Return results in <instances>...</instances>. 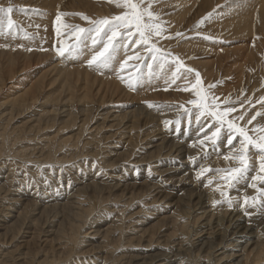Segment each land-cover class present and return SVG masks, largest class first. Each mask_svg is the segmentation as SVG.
Instances as JSON below:
<instances>
[{
    "label": "rangeland",
    "instance_id": "1",
    "mask_svg": "<svg viewBox=\"0 0 264 264\" xmlns=\"http://www.w3.org/2000/svg\"><path fill=\"white\" fill-rule=\"evenodd\" d=\"M216 1L157 0L152 10L160 13L165 30L162 36L153 37L152 42L161 50L158 57L163 58L152 60V54L144 47L133 45L130 48H135L144 59L129 61L121 71L120 64L129 52L122 47L112 67L101 73L88 64L96 50L90 40L73 55L67 52L64 56L58 55L57 48L63 46L65 36L64 29L57 35L56 16L58 12L83 13L95 20L120 15L124 9L107 0H0V8L13 9L11 14L0 13V17L6 24L10 16L19 29L15 34L0 35V264H5L4 261H9L6 264L53 261L52 264H92L93 258L100 256L93 264H129L137 252L144 253L150 247L154 250L168 243V247L175 248L185 230L182 226L185 222L178 218L177 226L173 223L178 206L174 207L170 201L174 195L181 196L175 201L186 200L193 188L203 195L208 192V205L215 206L213 210L219 214L226 208L241 209L264 237L261 218L264 211L258 206H242L245 194L250 198L260 197L257 189L245 184L228 187L214 173L197 175L202 165L213 169L237 166L235 161L224 159L229 151L226 125L221 129L216 152L210 141H205L206 148L192 146L218 126L211 116H202L200 125L211 124V127L199 132L197 108L189 103L197 99L191 90L197 72L209 97L219 98L216 103L220 110L236 109L226 120L243 116L238 123L250 129L264 124V37L247 34L231 38L234 28L223 33L220 23L226 15L227 19L231 18V10L237 7L233 2L239 1L240 5L245 0ZM62 20L69 25L90 26L81 16H65ZM178 62L183 65L179 72ZM55 65L62 71L53 70ZM189 68L194 71L188 72ZM174 73L178 78L171 83ZM130 82L134 86L130 87ZM229 97L230 103L225 104ZM149 102L160 107L150 108ZM185 109H191L190 124ZM12 110L15 112L11 121L8 113ZM257 111L262 115L248 125ZM70 120L73 121L70 123ZM165 121L173 123L166 125ZM179 152L183 160L179 159ZM180 164L186 166L185 173L174 172L173 168ZM250 164L258 169L254 153ZM210 178H214L213 183L208 185ZM217 185L227 191L226 197L216 190ZM85 186L89 190L81 189ZM257 187L264 188V184L258 183ZM77 190H80L79 197H85L86 192L90 197L81 201L73 198L78 202L74 206L92 210L85 219L75 221L80 223L77 244L63 246V251L65 248L68 251L66 254L56 255L53 249L60 251V239L70 229L66 218L71 220L73 210L47 211L41 218L33 217L32 213L26 221L23 216L14 227L13 222L9 223L12 214L23 213L22 207L35 203L32 196L50 197L49 200L58 197V202H67L63 198L73 196ZM20 193L23 197L18 200ZM161 195L165 196L164 201L155 202ZM228 198L233 200L232 207L226 202ZM41 204L40 199L36 206L41 208ZM50 204L56 205L54 202L47 205ZM56 214L57 228L48 227L56 224ZM196 219L201 224L207 221L201 216ZM200 236H193L192 240ZM147 245L149 248L143 249ZM263 245L264 241L259 248L261 254H264ZM37 249L41 251L36 252ZM29 251L33 252V258L27 256ZM249 252H244L248 256H243L242 264H253L254 254ZM223 253L224 250H219L210 264H231L230 259L236 260ZM193 255L196 256L187 253L188 261L198 259L196 253ZM141 256L146 258L145 254ZM201 263L207 264L203 260ZM254 264H264V261Z\"/></svg>",
    "mask_w": 264,
    "mask_h": 264
},
{
    "label": "snow or ice",
    "instance_id": "2",
    "mask_svg": "<svg viewBox=\"0 0 264 264\" xmlns=\"http://www.w3.org/2000/svg\"><path fill=\"white\" fill-rule=\"evenodd\" d=\"M108 3H113L118 8L124 9L122 14L113 16L111 18H99L91 19L83 13H64L58 12L56 16V32L57 35H61V30L64 29L65 39L62 41L63 46L57 48V53L60 56H64L67 52L69 55H73L90 40L94 49V54L88 61L90 67H95L96 70L103 72L104 69L112 67L116 61L120 48L129 49V52H135V48L130 46L144 47L146 51L151 53V59L156 60L160 49L153 43V37H160L164 32L162 20H160V13L152 10L153 5L157 0H107ZM12 7L7 9L0 8V13L11 14ZM24 12L25 9H20ZM211 13H209V16ZM65 16H81L82 19L88 21L89 27L83 28L79 25H69L62 20ZM200 23H203L201 21ZM19 29L15 26L14 21L10 18L7 19L5 24L2 17H0V35L15 34ZM25 36H28L26 29L24 30ZM180 35V33H177ZM135 38V39H134ZM211 37H209L210 39ZM71 41V42H69ZM96 46H99L96 48ZM31 50V49H29ZM126 52V59L120 64V70L123 71L126 66L129 65V61L143 60L144 57L138 52L135 54H129ZM179 61V58H176ZM182 62L177 64V72L182 67ZM188 72L194 71L189 68ZM196 83L192 85V91L197 99L189 101L194 107L197 108L196 121L200 125V118L202 116H211L213 121L217 123V127L209 134H205L203 139H200L198 143L193 142V147L202 145L205 148L207 144L205 141H210L213 152L219 149L220 132L222 128H227L226 131V146L229 148L228 153L224 156L226 161H235L237 166L225 167V168H211L207 166H200V170L197 173L198 177L204 176L206 173H214L218 176L219 180L224 181L228 187L234 188L238 184H245L252 188L257 189L261 194L260 197H248L246 194L243 196L242 206L259 207L264 211V188H258L257 185L264 184V124H256L251 129L247 126H241L238 121L243 120V116L233 117L231 120H226V117L236 111L233 107H227L220 110L216 101L218 97H209L204 91L201 81L199 79V73H196ZM178 77L173 74L171 83H175ZM123 79V77H121ZM139 81V77L136 78ZM129 86H134L131 82ZM199 86V87H198ZM209 88L214 85H208ZM189 90V89H184ZM264 102V98H262ZM225 104L230 103V97L226 98ZM148 107L159 108V105L148 103ZM186 115L189 117V124L191 123V109H185ZM262 113L257 111L247 122L248 125L261 116ZM172 121H165L166 125L172 124ZM180 123L179 120L176 121ZM211 127V124L200 125L199 132H206V128ZM251 133V134H250ZM236 141L234 144L233 141ZM252 153L255 154L258 160V169L250 164L252 159ZM194 160V158H192ZM250 172H255L254 175H249ZM214 178L208 179V185L213 183ZM250 181V184L248 183ZM207 186V185H206ZM217 191H220L222 197H226L227 193L221 190L220 185H217ZM228 206L232 207L233 200L228 198ZM215 203H221V201H215Z\"/></svg>",
    "mask_w": 264,
    "mask_h": 264
},
{
    "label": "bare ground",
    "instance_id": "3",
    "mask_svg": "<svg viewBox=\"0 0 264 264\" xmlns=\"http://www.w3.org/2000/svg\"><path fill=\"white\" fill-rule=\"evenodd\" d=\"M217 1L218 2H221L223 0H217ZM237 2H239V1H237ZM237 2L236 3L233 2L234 6H235V4L237 5V7H236L237 10L234 9V8H233V10H231V12H230L231 18L227 19V15H226V19L224 20V22H221L220 23V24H222V32L223 33H229V32H231L232 28H234V31L235 32H233L231 38L232 37H236V38L237 37H243V36H245L247 34H252V35L260 36L259 38L264 37V0H245L240 5L237 4ZM241 2H242V0H241ZM229 9H231V8H229ZM233 12H234V14H233ZM263 46H264V38H263ZM53 70L62 71L61 69H59V66L58 65L53 66ZM240 73H241V77H243V72H240ZM14 112L15 111L12 110L11 112L8 113V117H9L8 120H11L12 121V118H14ZM128 114L130 115L131 113H128ZM53 117H55V116H53ZM123 118H127L126 115H123ZM130 120H131V118H130ZM72 121L73 120H70V123ZM5 131H7V130H5ZM1 137H2V134H1ZM166 142L167 141L165 140V143ZM182 151H184V150H182ZM49 154H50V152H49ZM52 154H53V152H52ZM179 154H180V156L182 155V153H180V152H179ZM57 156H56V159H58ZM46 158H48V157H46ZM53 159H52V161H53ZM179 159L180 160H183L184 157L181 156ZM174 164H171V165H174ZM184 167H186V166L180 164L178 166V168H175V169L173 168V170H174V172L177 171L176 173H178V174L185 173L186 169ZM193 183H194V181H193ZM89 186H91V185H89ZM89 186H85L84 188H81V189L89 190ZM51 187H52V185H51ZM51 187H50V190H51ZM0 190H1V188H0ZM62 191H65V190L62 189ZM79 191L80 190H77L75 192V194L73 196L71 195L69 198H66V196L65 197L63 196L64 197L63 199L65 201L67 200V202H58V199H60L58 197H56L57 198L56 200H49L50 197H48L46 199H44V197H43V199H42V198H37V197H41V196H32V197H35V200H36L35 203L26 204L25 205L26 206L25 208H23L22 206H20V207H22L21 210L23 211V213L22 212H19L17 215H15V213L12 214V216H11L12 219H11V221H9V223L11 224L13 222L12 223V226H13V225H15L14 223L18 222L23 216H24V218L26 216V218H25V221H26L27 217L28 216L31 217L32 213H33V217H40L41 218V216L45 212H47V211L56 212L57 210L60 209V211L61 210L62 211L65 210L67 212V211H70V210L72 211L73 210L72 211V214H71V216H72L71 220L69 218H66V219H68L67 220V224L70 226L69 232H67V234L65 236H62L61 237V239H60L61 241L60 242L58 241L59 242L58 248L60 249V251H63V249H62L63 246H65V247L66 246H71V247L72 246H75L77 244V242H76V240H77L76 239L77 238V234L79 233L78 224L80 225V223H78V222H77L78 224H76L75 221L76 220H79L80 221V220L85 219L86 216H88L89 213L92 210V208H88V209L85 210V209H79L78 207L74 206V204H78V202L73 201V198H77L79 201H81V199H87V198L90 197V194L88 192L85 193V195H84L85 197H79L78 196ZM102 191H104V190H102ZM102 191L96 190V192H98V193H103ZM194 192H195V188L191 189V192L188 195L185 194L186 196H188L186 200H184V198H182L180 200L178 199V200L175 201V199H176L177 196L175 197V195H174L173 196V199L170 201V202H173L172 205L174 207H177L178 206V208H177L178 209V211H177V218L175 219V221L173 223L177 226V219L178 218H181L182 219L181 221H184L185 222V223L182 224V226H184L185 230L182 232V235H179L180 236V240L175 245V248L174 247L173 248H170V247L167 246V245H170V244L164 243L166 245H163V247H160L159 246V247H156L154 250H151L153 248L150 247L151 249H149L147 251L146 249H148L149 246L152 245V241H149V244L150 243L151 244L149 246L147 245L148 247L147 246H144V248H143V249L146 250V252L144 251V253H140V251L139 252L136 251L137 252L136 253L137 256L136 257H133L132 260H129V264H155V263H158V264H200V262L202 260L205 261L207 264H210V262L212 263L213 262V259L217 257L216 254H217V252H219V250H221V251L224 250V253L223 254H225V256L227 254L229 256H234L236 258V260H234V261L232 259H230L231 260L230 261L231 264H234V262H236V261H237L236 264H242V262H243V256L246 255V254H244V252L246 253L247 250H250V252H249L250 255L251 254H254L253 262H252L253 264L255 262L257 263V262L264 261V256H263L264 254L262 253L263 254L262 255L259 252L260 245L264 241V237H263V235H261L262 231H261V233H259V231L256 230V226L255 225L252 226L253 221H251L249 218H247L245 216V213L241 209H238V207H237V208H235V210L233 209V211L232 210L229 211L228 208H226V211H223L224 213L219 214V212H216L215 210H213V207H215V206L208 205V200H206V198H207L206 196H207V193L208 192H205L206 193V195L204 194L205 196L201 192H199V191H198L199 193H196V192L194 193ZM42 193H43V191H42ZM44 193H46V192H44ZM50 193L52 195L54 192H50ZM226 193H227V191H226ZM159 194L160 193H157V195H159ZM210 194H212V193H210ZM39 195H41V193ZM157 195H155V196H157ZM18 196H20V199H18V200H21V198L23 197L21 193ZM93 196H95V194ZM46 197H47V195H46ZM51 197H54L55 198V196H51ZM179 197H181V196H178L177 198H179ZM209 197L210 196H209V193H208V198ZM164 198H165V196L161 195L160 197L156 198V201L155 202L164 201ZM40 199L42 201L41 208L39 206L38 207L36 206L38 204V200H40ZM212 201H214V200H212ZM16 202H20V201H16ZM50 202H54V203H56V205H52V204L47 205ZM209 208L212 209L211 212H209L210 211V210H208ZM229 209H231V208H229ZM7 210L8 209H6V211ZM14 210H16V208H14ZM48 213H45V214H48ZM52 215L53 214H51V216ZM49 216H50V214H49ZM54 216H55L54 218H56V216H58V214H56ZM199 216L206 217V220L207 221H206L205 224H201L199 222V220L196 219ZM261 218L264 221V217H261ZM13 219H15V220H13ZM46 220H47V218H46ZM57 221H59V218L54 223H56ZM255 222L257 223V221H255ZM63 223H65V221H63ZM42 224H43V222H42ZM57 226H58V224L56 223V224H52V225H50L48 227L57 228ZM60 226H61V224H60ZM63 226H65V225H63ZM58 228H60V227H58ZM54 231L55 230L53 229L52 231H50V233L53 234ZM263 233H264V231H263ZM8 234H9V232H8ZM54 235H55V233H54ZM200 235H202V236H200ZM55 236H57V235H55ZM193 236H200V238L197 237L196 240H192L193 239ZM242 242H244V243H242ZM73 244H75V245H73ZM158 245H160V244H158ZM164 249L167 250V251H165ZM20 250H21V247H20L19 251ZM39 251H41V250H39V249L36 250V252H39ZM53 251H54V254H56V255H57V253H59V254H66L68 252V251H66V248H65V250L63 252H60V251H57L56 252L54 249H53ZM72 251H74V249ZM76 251H77V249H76ZM155 252H157V253H155ZM188 252H190V254L192 256H194L193 253L194 254L195 253L197 254L198 259L196 261L194 260L196 263L193 262V261H192L193 263L191 261H188V259H187V253ZM240 252H242V253L240 254ZM141 254H145L146 258L144 256L142 258ZM33 255L34 254H33L32 251L31 252L29 251L27 253V256H31L32 257ZM47 255H48V253H47ZM140 256H141V258H140ZM247 256L248 255H246V257ZM100 257L99 258H93V263L96 262L97 260H100ZM6 262H9V261H4L5 264H6ZM52 263H55V261H53ZM52 263H50V264H52ZM27 264H29V263H27Z\"/></svg>",
    "mask_w": 264,
    "mask_h": 264
}]
</instances>
